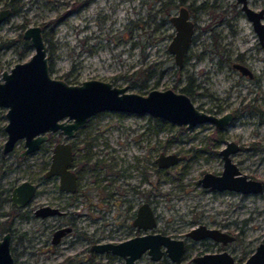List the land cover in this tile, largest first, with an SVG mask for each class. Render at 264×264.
<instances>
[{"label": "rangeland", "instance_id": "374dc122", "mask_svg": "<svg viewBox=\"0 0 264 264\" xmlns=\"http://www.w3.org/2000/svg\"><path fill=\"white\" fill-rule=\"evenodd\" d=\"M167 1H170L168 8L161 7L159 0H21L19 12L0 26V43L7 44L0 48V77L2 69L9 70L14 63L29 59L34 51L30 46L23 51L25 40L20 39L23 28L15 25L39 24L48 46L53 78H62L72 84L99 78L139 94L152 88L179 90L186 86L192 103L202 111L216 116L228 112L234 115L222 129L209 122L188 128L165 120L159 125L156 118L146 113L106 110L91 116L86 126L99 136L98 140L117 147V141L126 144L125 152L129 157L122 153L124 163L131 165V176L123 178L122 183L121 179L116 180L109 187L127 192L133 199L136 195L134 203L150 193L149 200L157 214L155 230L185 240L187 244L179 264H194L192 258L197 255L223 250L241 264L257 244L264 243V47L257 45L252 27L239 12V23L246 36L244 41L236 43L241 48H250L248 52L253 55L248 56L245 63L254 76L247 78L232 69L231 60L237 55L233 43L229 46L232 52L227 54L222 49L224 58L230 61L220 66L215 34L226 32L220 41L224 49L228 47L225 43L233 41V37L229 25H216V20L231 17L234 0H183V5L190 9L195 30L187 61L178 69L167 46L174 32L168 17L177 13L180 0ZM201 2H204L202 8L197 7ZM248 5L253 9L263 8L264 0H250ZM5 111L4 106L0 107V226H4V211H18L11 207L6 196L12 186L21 181L39 185L27 209L41 203L60 205L67 202L66 196L58 193L54 181L43 180L40 175L45 165L42 162L47 161L53 142H47L44 149L21 160H17L23 147L21 139L15 142L12 151L2 153L6 138ZM229 140L239 145L237 151L230 153L231 161L240 174L262 182L260 192L219 191L203 187L198 181L204 172L220 174L223 160L218 151ZM159 152L183 155L184 159L159 167L155 160ZM88 180L91 181L85 178L82 183L91 186ZM132 184L141 193L131 195L129 187ZM64 218L50 217L45 222L32 213L28 217L15 216V228L25 233L14 235L12 240L14 252L19 254L16 262L57 264L61 261L62 256L49 255L44 230L50 224L61 223ZM201 224L236 237L221 249V242L188 236L191 228ZM72 237L65 239L70 241ZM205 240L216 244L208 245L203 242ZM77 248L79 246L75 245L72 251L63 253L69 255ZM95 259L92 264H124L118 257L110 259L97 255ZM136 264L175 263L165 254L159 260L144 254Z\"/></svg>", "mask_w": 264, "mask_h": 264}, {"label": "water", "instance_id": "95a60500", "mask_svg": "<svg viewBox=\"0 0 264 264\" xmlns=\"http://www.w3.org/2000/svg\"><path fill=\"white\" fill-rule=\"evenodd\" d=\"M242 1L244 3V0ZM246 11L250 18H253L250 13L256 16L253 18V26L258 36L262 38L264 25L259 23L258 18L262 16L263 10L254 13L246 8ZM7 14V10H0V21ZM169 19L174 32L167 50L172 53L178 69H181L184 55L191 42L194 23L184 6H180L178 12ZM22 36L29 40L30 47L34 49L33 53L29 59L14 63L10 70H3L0 77V107L6 108L4 130L7 134L2 144V153L12 150L14 143L22 139L23 151L20 155L24 156L35 151L46 141L47 132L60 131L68 137L75 129L83 126L88 117L106 110L128 114L146 113L156 119L188 128H193L198 123L209 122L222 129L228 126L233 118L229 112L217 116L204 112L192 103L187 93L172 88L162 90L152 88L146 93L139 94L128 92L126 86H114L109 80L99 78H90L76 84L62 78H53L50 75L42 28L39 25L28 26L22 32ZM238 68L248 74L241 66ZM238 149L239 145L232 140L227 141L225 146L219 149L223 169L220 174L204 172L198 180L203 187L219 191L233 189L240 193H256L263 189L261 181L240 174L237 166L231 161L230 153ZM52 153L45 175L58 176L60 189L66 192L73 191L76 187L75 174L68 169L71 160L70 144L59 141L53 147ZM182 159L183 156L174 153H159L155 157L159 167L173 165ZM35 188L36 186L28 180L17 183L10 194L11 202L19 207L26 205L34 195ZM56 212V208L42 206L36 209L34 214L46 216ZM133 224L145 231L156 226L147 203L139 207ZM187 234L193 239L209 237L222 242L233 239L227 232L214 227L208 228L204 224L191 228ZM9 242L8 232L0 238V264H13ZM184 247L182 239H175L160 232H147L116 244L105 242L95 245L99 252L110 250L122 256L124 264H135L144 252L153 260H159L164 253L178 264ZM193 261L196 264H240L226 251L202 253L195 256ZM241 264H264V243L257 244L253 253Z\"/></svg>", "mask_w": 264, "mask_h": 264}, {"label": "flooded vegetation", "instance_id": "af4514ba", "mask_svg": "<svg viewBox=\"0 0 264 264\" xmlns=\"http://www.w3.org/2000/svg\"><path fill=\"white\" fill-rule=\"evenodd\" d=\"M182 1L183 0H180V2L177 3L178 9L180 6H184L183 5L184 3H182ZM249 1L250 0H244V3H243L242 0H234L233 4H235V9L231 10V14L229 15L231 17L229 19L228 18L225 19V17L224 18L221 17L218 20H216V25L222 24V23H227L229 25L230 27L229 33L233 37V41L226 42L225 46H228V47L224 46L225 47L224 49L220 41H222L223 36H226V32L217 31L215 34V38H216L215 49H216V52L219 54L218 60L221 63L220 66H222L226 62L230 61V59L226 57L224 58L222 51L223 50L227 51L226 52L227 54L232 52V49L229 46L232 43L235 44L234 48L235 50H237V55L235 59L231 60L230 65L232 69L238 72L239 75H243L247 78H253L254 72L245 63V60L247 59V57L248 56L250 57L253 54L252 52H248L250 49L248 48V46H246V48L244 47L241 48L239 43H236L238 40L244 41L245 36H246L245 32L243 31L244 29L239 23V19L241 17L239 12H241L242 16H244L243 19L247 20V22L252 27V32L254 33L255 37H257V41H258L257 45L259 44V46L264 47V29H263V35H262L263 37L260 38V36H258L257 30H255L253 26V18H256V16L253 13H250L253 15V18H250V16L247 15V11H246V8L252 10V12L254 13H256L259 10H263L262 16L258 18L259 23L263 25L264 23L262 22V20H264V7L259 8V9H253L248 5ZM159 3L161 7L168 8L170 1L159 0ZM203 5H204V2H201V4H199L197 7L202 8ZM21 6H22L21 0H0V10L8 11L7 16L3 20L0 21V26L3 23L7 22L11 16L18 13L19 8ZM236 7L239 8V11L236 10ZM186 8L188 10L189 18L192 19L194 23L193 24V29H194L195 22L193 18L190 17L189 7H186ZM171 15L173 14H170V16ZM170 16L168 17V19L170 18ZM32 25H39V24H32ZM39 26L42 28V35L45 41L43 27L42 25H39ZM15 27L19 29L23 28L22 30L24 31V29L27 28L28 26L23 23H20V25H15ZM194 30L190 38L191 39L190 45L193 40ZM22 32L20 34V39H24L28 41L29 43V40L24 38V36H22ZM5 45L6 44L4 43H0V48H2ZM47 49H48V46H47ZM187 50L189 51V47ZM187 52L183 58L184 63H186L187 58H188ZM254 56L256 57V55ZM238 66H241L243 69L248 71V74L244 73L241 69L238 68ZM2 70H6V69H2ZM124 114H128V113H124ZM90 118L91 116L88 117L87 122L83 126L78 127V129H75L73 134L68 137L63 135L60 131L47 132L46 141L42 142L40 147L37 148L35 151L31 153H27L26 155L22 156L20 155V152L23 151V147H22V149L18 152L17 160H21V159L26 158L27 155L34 154L37 150L44 149L45 144L47 142L48 143L53 142V144L50 145L47 161L42 162L45 165L43 166V170L40 173V175L43 180H46V181H48L49 179L53 180L58 193L65 195L67 202L66 204L62 203L60 205H56L54 203H41L30 210V209H27V206L30 204V201H31L30 200L26 205L19 207L11 202L10 194L15 185L12 186L9 194L6 197L10 200L11 207L15 209L16 211L18 210L19 212L17 211L14 213L12 209L3 212L5 219L3 222L4 226H0V238L3 234L9 232V241H10L9 242V252L11 253L13 264H18L16 260H17V257H19V254L14 252V248L12 246L13 237L14 235H24L25 234L22 231L17 230L15 228L14 217L15 216L28 217L29 213H32L33 216H35L34 211L42 206H47L49 208L52 207V208L57 209V212L54 214H50L46 216H40V215L35 216L37 218L42 219L45 222L49 220L50 217H58V218L65 217L61 223L57 222V224H50V226L46 227L44 230L47 236L44 240H45V245H48L47 250L49 251V255L53 254L54 256L63 257L61 261H57V264H63V263L83 264L84 261H85V264L87 261L89 262V264H92V261L96 260L95 258L97 257V255L104 257V258H110V259H115L116 257H118L124 260L122 256L118 254H114L110 250L105 251V252L97 251L95 248V245L105 244V242L116 244L117 242H123V241H126L127 239L146 234L147 232H150V233L160 232V231L155 230L157 226L156 224L157 214L154 211L152 202L149 200V197H150L149 192L148 194H146L147 195L146 198L140 199L134 203L133 200L136 197L135 194L141 193L138 191L139 189L137 188V186L135 187V185L132 184V186L129 187L130 193H132L131 195H135L134 199L127 192L122 193V191L117 188L111 189L109 187V186H112V183H115L116 180L120 181L121 179L120 182L122 183L123 178H127V176L129 175L131 176V171H130L131 165L130 163L129 165L124 163L125 157H124V153H122V152H125V148L127 146L126 144H123V141L122 142L117 141V144H118V147H117V145L114 146L112 143L110 144L108 141L98 140L99 136L96 135L94 132H91V130H89L90 127L86 126ZM4 126H3V129H4ZM59 141L67 142L70 144L71 160H70V165L68 169H70L73 172V174H75V184H76L75 189L70 192H66L60 189L58 185V182H59L58 176L52 175V176L47 177L45 175L50 165L49 163L51 160V156L53 154L52 153L53 147ZM15 145H14V148H15ZM159 153H162V152H159ZM125 154L127 157H129L128 156L129 154H127V151L125 152ZM97 170H100V172H97ZM85 178L86 179L88 178L91 180V181L88 180V182H91V186L87 183L85 184L82 183L83 182L82 180ZM29 182H31L32 184H34V186H36L35 188V193H36L38 191L39 185L33 181H29ZM6 197L4 198L6 199ZM146 203L148 204V207L151 213H153L156 226L152 229H147L145 231L138 225H134L133 221L137 217V211L139 207L142 204H146ZM68 207H71V209H68ZM84 216L85 218H83ZM57 234L59 235L57 236ZM71 235L74 237H72L70 241L65 239L67 236H71ZM229 235L233 237L232 240H226L223 242L220 240L219 241L215 240L217 242H221L219 243L220 244L219 247H221V249L225 247L224 244L226 242L233 241L236 237L234 234L233 235L229 234ZM204 238H209V237H202V239ZM203 242L208 245L216 244L214 243V241H212V243L211 242L207 243L206 240ZM183 244H185V247H184V251H185L187 247L185 240H183ZM75 245L79 246V248H77L76 251L71 252L69 255L68 254L64 255L63 253L64 251H69V250L72 251V248ZM184 251L181 254L182 255L181 260L184 257L183 255ZM223 251H218V252H223ZM205 253H211V252H205ZM144 254H147V253L144 252L140 256ZM162 255H164V253ZM162 255L160 258H162ZM193 258H192V262L196 264L193 261ZM136 261H135V264H136Z\"/></svg>", "mask_w": 264, "mask_h": 264}, {"label": "trees", "instance_id": "16d2710c", "mask_svg": "<svg viewBox=\"0 0 264 264\" xmlns=\"http://www.w3.org/2000/svg\"><path fill=\"white\" fill-rule=\"evenodd\" d=\"M44 36H45V35H44ZM45 40H46V39H45ZM6 45H7V44H6ZM6 45H5V46H6ZM29 46H30V45H29L28 41L25 40V41H24V44H23V47H24L23 51H25L26 48H29ZM141 70H142V69H140L139 72H140ZM179 91H181V92H183V93H187V90H186L185 86L182 87V88H180ZM187 94H189V93H187ZM155 122L158 123L159 125H160V124H163V121H162V120H159V119H155Z\"/></svg>", "mask_w": 264, "mask_h": 264}]
</instances>
